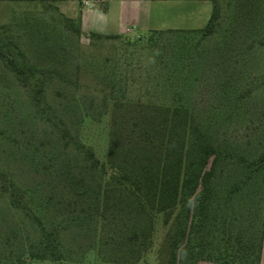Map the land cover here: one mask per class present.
<instances>
[{
	"label": "rangeland",
	"instance_id": "rangeland-1",
	"mask_svg": "<svg viewBox=\"0 0 264 264\" xmlns=\"http://www.w3.org/2000/svg\"><path fill=\"white\" fill-rule=\"evenodd\" d=\"M79 1H0L5 51L18 47L22 55L13 57L23 71L19 77L0 58V264H19L30 252L35 264H102L99 252L114 227L103 221V175L83 151L105 163L116 116L135 118L175 96L230 156L217 193L228 230L259 236L264 0H214L211 34L120 39L78 32L66 7ZM44 230L61 243L56 255L39 251ZM215 235L222 238V227ZM168 253L160 224L145 262L169 264Z\"/></svg>",
	"mask_w": 264,
	"mask_h": 264
},
{
	"label": "trees",
	"instance_id": "trees-1",
	"mask_svg": "<svg viewBox=\"0 0 264 264\" xmlns=\"http://www.w3.org/2000/svg\"><path fill=\"white\" fill-rule=\"evenodd\" d=\"M217 17L215 6L204 32H213ZM6 29L0 25V58L20 77L23 71L13 56L22 53L14 44H10V53L5 51L8 45L3 44L2 33ZM147 107L135 118L115 117L105 163L92 150L83 151L90 169L103 175L99 193L105 200L102 217L104 224L114 227L111 237L103 241L100 263L142 264L155 246L161 224L169 264H198L204 258L221 264H261L264 226L259 236L244 231L232 234L218 199V176L230 157L228 152L198 125L178 96L152 110ZM258 162L264 163V154ZM221 227L220 239L215 233ZM39 246L43 254L56 255L61 243L44 230ZM36 259L30 252L19 264H35Z\"/></svg>",
	"mask_w": 264,
	"mask_h": 264
},
{
	"label": "crops",
	"instance_id": "crops-1",
	"mask_svg": "<svg viewBox=\"0 0 264 264\" xmlns=\"http://www.w3.org/2000/svg\"><path fill=\"white\" fill-rule=\"evenodd\" d=\"M66 9L88 34L143 37L152 31L203 30L212 18L215 1L80 0L69 3Z\"/></svg>",
	"mask_w": 264,
	"mask_h": 264
}]
</instances>
